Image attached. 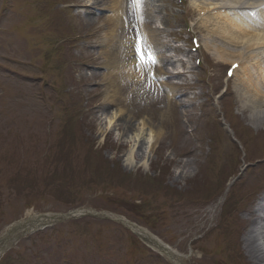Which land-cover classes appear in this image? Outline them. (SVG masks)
<instances>
[{"label": "rangeland", "instance_id": "374dc122", "mask_svg": "<svg viewBox=\"0 0 264 264\" xmlns=\"http://www.w3.org/2000/svg\"><path fill=\"white\" fill-rule=\"evenodd\" d=\"M4 0H0V5ZM22 0H8L9 14L15 17H21L20 13L16 12V7L14 2L18 4ZM109 2L107 3V5ZM23 11V10H22ZM107 15V13H104ZM6 20H3L0 25V29L5 26ZM165 24L164 22L162 23ZM171 26H178V24H174L173 21L170 22ZM83 25L92 26L95 31V37L101 38L103 34V39H101V43L104 45L106 50H113L117 45L118 36L114 33H111L108 26L100 21L97 24L91 22L84 21ZM86 29V27H83ZM126 37V34H121V38L118 40V44L123 41V38ZM162 39L164 41H168L170 38L166 34H159L157 37V45H160ZM0 41L4 43V47L8 48L16 47V53L19 52H27L29 51L27 45H23L18 38L10 33L9 31H5L4 35H0ZM213 44V43H212ZM32 54L35 55L33 51ZM40 51L37 53L39 54ZM207 65L204 61L203 69L205 67V71L198 70L196 77L202 75L203 80L196 81H188L186 86L188 88L195 89V93L189 95L193 99L185 101L184 111L186 113L187 119L189 121L183 122L181 119V113L179 111H175L174 118L173 114L162 115L161 112L165 109V105L162 102H154L147 101L145 104L140 105L139 98L140 93L138 90L134 93V90H121L119 91V96L121 101L124 103L121 109H127V113L120 114L119 119L116 120L115 124L112 126L108 125L109 120L112 119L113 111H119V109H115L114 107L111 109V113L103 118L100 124L97 122L94 124L97 127V132L95 130L90 131L88 128H84L85 135L87 136L85 141L92 143L93 152L99 153L100 158L96 155L90 157L85 154L83 148H81L79 155L76 156L75 153L71 151H64V156L70 160L76 159L75 164L78 165L79 171V179L76 182H80L81 177H85V174H88V170H90L95 176L100 177L103 181H110L117 185H121L122 181L117 176V174L113 170L106 169V161L110 162V167H113V162L117 161L118 167L121 172L125 175H135L131 182L125 186V189L128 191H142L147 190L150 191L149 182L147 180L142 179L143 176L149 175L151 177L156 176L158 174V170H160V178L162 182H167V186L170 188H176L180 191H184L186 189V185L188 182H191L194 179L195 174V161L192 157L188 158H180L179 153L184 147H190L193 145L197 148L196 137L198 132L204 128L206 119L208 117L210 109L219 110L222 106L227 105L229 101L231 104H235V116L240 120H247L249 118V111H246L244 114H241L239 111V104L236 96L233 93V81L226 82L224 80V70L226 66L229 64L215 63L213 60L208 61ZM4 64H7L6 62ZM3 80L5 84H8L10 87L16 82V76L13 74H9L8 72H2ZM194 77V79L196 78ZM78 79V78H77ZM37 83H41V80H35ZM26 83L23 82L20 86H18L13 92L10 94L9 104L15 105L12 107L14 111L8 110L5 105L6 103H2L0 105V114L5 121L0 124V170L1 167L6 163L7 157H9L7 151L9 143H18L16 149H14L13 157L16 162H12L13 166L8 167H19L22 165H26L27 167H23L21 172L24 174H29L32 179H34V188L38 187L35 180L41 175L36 172L35 168H38L41 173H43L45 169V165L43 163V159L47 154V144H52L55 139L54 134V124H50L47 119L40 117L37 112L39 111L40 105H28L25 106V100L21 95L28 90L24 89L26 87ZM36 85H33L29 89H33ZM19 88H21L19 90ZM225 94H222L225 91ZM8 95V94H7ZM4 100H7V96L4 95ZM3 97V96H2ZM46 101V100H45ZM44 101V102H45ZM89 118V117H87ZM131 121L134 129L127 133L125 130L126 122ZM144 122L146 124L145 129L151 128L152 136L156 141V145L153 147L152 154H149L148 157H142L141 152H139L135 158L137 163L133 162L132 166H128V153L132 150L131 145L133 143V133L139 130V124ZM78 130H81L78 127ZM64 132H67L64 130ZM126 132V133H125ZM71 133V132H70ZM123 133H125L123 135ZM149 133V132H147ZM62 136V135H61ZM146 141H150V138L145 139ZM28 148H33L32 155L29 156L27 154L21 153L20 149L23 146H27ZM31 145H37L34 147H30ZM14 147V146H13ZM59 146L53 147V153ZM136 146L134 149L136 150ZM159 150V154L162 162L156 161L155 151ZM52 158V157H51ZM92 159L91 164L88 165L89 160ZM147 159L149 161L147 162ZM50 161V158L48 159ZM31 169H29V168ZM88 170H86V169ZM15 170V169H14ZM13 170V171H14ZM34 171V172H33ZM57 173V172H56ZM93 174L90 176L93 178ZM46 175V174H45ZM140 175V176H139ZM47 176V175H46ZM11 180L9 173L4 171H0V187H2L7 181ZM92 190H90L86 194H91ZM85 194V195H86ZM130 197L129 195L126 198ZM62 195L57 194L55 196H48V191L43 190L42 193H38L37 196L27 204H25L24 199H20L19 201L11 203H3L0 198V225L3 224L2 230L6 225H10L12 223H16L19 217L22 216L23 208L25 205H32L34 207L31 215H38L42 213H52L58 211L62 208L64 203L61 201ZM83 202L89 201L91 204L87 207L90 209H102L108 207L111 210V206L109 202L106 201L105 195L98 196L97 193H92L90 196H81ZM71 201V204L77 203L78 200ZM105 202V203H104ZM106 211L108 213H112L111 211ZM186 215V219L191 221L193 225H187L180 222L175 215L168 217L166 221H163L162 224L157 222L156 218H151L148 221H144L142 219L141 223L148 222L149 224H153L151 226L139 225L134 218H125L139 227L149 230L151 234L155 235L159 239H161L164 243H167L172 249H174L177 253H187L188 243L193 240L195 236H197L200 232L201 224L197 223L203 219L205 213L203 211L194 212V209L183 212ZM112 214L122 216L119 212H113ZM184 218V217H182ZM195 223V224H194ZM118 226V225H117ZM80 227V222L74 223H64L61 225L62 234L65 238H70L71 233L76 232ZM151 228H155V230H151ZM112 228L109 224L103 223L95 226H91L89 228H84L89 230V232L99 239H103V235L107 232L108 234L112 233ZM117 231H124L119 227H115ZM86 230V231H87ZM49 233V232H47ZM50 234L45 236L46 240H49ZM52 236H55V231L52 232ZM80 237V236H79ZM25 242V241H24ZM68 244L71 243L70 240L67 241ZM121 243H119L120 245ZM29 244L23 243V240H20L16 245H14L9 252L13 253V262L15 264L17 260H32L31 253L35 250L28 246ZM26 250V251H25ZM194 255H191L187 260V264H215V261L210 259L215 253L212 251L211 253H206L202 251L201 246L199 244L193 245ZM73 251V250H72ZM144 251H140L143 253ZM69 253V251H66ZM203 253H206L203 255ZM135 258L134 256H131ZM204 257L203 259H201ZM201 259V260H200ZM209 259L213 263H209ZM143 264H148L143 258H140ZM8 264H11L8 262ZM13 264V263H12ZM161 264H169L167 262H162Z\"/></svg>", "mask_w": 264, "mask_h": 264}, {"label": "bare ground", "instance_id": "6f19581e", "mask_svg": "<svg viewBox=\"0 0 264 264\" xmlns=\"http://www.w3.org/2000/svg\"><path fill=\"white\" fill-rule=\"evenodd\" d=\"M254 3L258 2L259 0H252ZM246 3V0H232L231 4H243ZM248 5H253V4H248ZM209 5H206L204 7H207ZM215 5H213L214 7ZM204 9V8H203ZM229 9V8H228ZM212 10H217V8H212ZM221 17V16H220ZM258 18H263L264 19V13L262 10H259L258 13L256 14L255 20H253V23L255 26H251L250 28H244L243 26L240 25V23H235L234 20H229L228 22H218L215 20V25L214 27L212 23L210 22L209 17H205L204 20L200 21L202 24H207L208 29L213 30L217 29L220 31H228L230 28H234L235 31L233 34L227 36V39L221 40V42L225 46H232L235 47L236 49L241 48L242 52L245 51V49H252L250 55L252 58L251 66L257 64V61H255V57L257 58L258 55L264 54V22H258ZM118 18L114 17L115 23H117ZM263 24V25H262ZM251 23L248 24L250 26ZM261 25V26H260ZM247 26V27H248ZM244 28V29H243ZM146 34V33H145ZM148 50L146 47V44L143 46V54L145 56V62L149 60L148 58ZM221 59L223 60H228L232 58H238L237 55H239L238 52L230 51L228 52L226 49H223V53L221 52ZM153 68V66H151ZM254 69V66H253ZM242 73V77L239 78L238 74ZM245 73V76H244ZM237 76L238 78L236 79V84L237 85V94H239L241 103L243 105H246L245 108H250L252 111H254L256 114H258V109L261 110L260 108H264V76L257 74L254 76V72H251L249 69V64H245V62H241L239 68L237 71H235L234 77ZM161 78V77H160ZM235 84V85H236ZM170 90L173 91V87H170ZM111 101V100H109ZM121 113H124V110H121V112L115 113L112 116V119L108 122L109 126H112L115 124L116 120L119 119V116ZM145 123L140 126V131L135 132L136 134L133 135L134 137V142L135 144H142V148L140 146L136 148V150L141 151L143 149V145H146L149 141L145 143ZM134 129V126L132 125L131 121L126 122L125 130L127 133L131 132ZM125 132V133H126ZM123 133V135L125 134ZM155 136H153L154 138ZM148 138H152L151 134L148 135ZM154 141H151L149 143L150 150L153 149L154 146ZM134 156V151L130 152V155L128 157V165L130 164V161L132 157ZM143 156V153H142ZM131 231L134 234H140L143 237L150 236L148 235L145 231H141L139 229H131ZM264 234V232H263ZM151 237V236H150ZM152 238V237H151ZM263 238V237H261ZM154 244L158 247L160 246L163 250L164 253H162L168 260H171L175 262L176 264H179V260L176 257V255L166 249L163 245L160 243H156L154 241Z\"/></svg>", "mask_w": 264, "mask_h": 264}, {"label": "snow or ice", "instance_id": "6c2138e0", "mask_svg": "<svg viewBox=\"0 0 264 264\" xmlns=\"http://www.w3.org/2000/svg\"><path fill=\"white\" fill-rule=\"evenodd\" d=\"M131 3L134 5V6H139L140 4V0H131ZM141 59L143 60V56H141ZM153 63H155V61L153 60ZM235 67V66H233ZM229 75H231V72H229Z\"/></svg>", "mask_w": 264, "mask_h": 264}]
</instances>
